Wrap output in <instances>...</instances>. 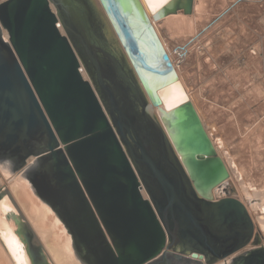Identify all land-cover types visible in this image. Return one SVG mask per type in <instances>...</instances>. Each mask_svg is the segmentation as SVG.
Listing matches in <instances>:
<instances>
[{"label":"water","instance_id":"95a60500","mask_svg":"<svg viewBox=\"0 0 264 264\" xmlns=\"http://www.w3.org/2000/svg\"><path fill=\"white\" fill-rule=\"evenodd\" d=\"M98 2L116 40L88 0H0V176H18L53 212L80 264H264L230 185L216 201L199 197L154 128L150 105L162 103L158 90L177 77L139 1ZM81 7L95 22L75 11ZM191 9L192 0H176L169 13ZM91 24L105 52L94 47ZM175 121L181 140L192 137L194 150L215 154L190 104ZM218 169L212 159L200 172L212 177ZM4 196L30 264H49L0 188Z\"/></svg>","mask_w":264,"mask_h":264},{"label":"rangeland","instance_id":"374dc122","mask_svg":"<svg viewBox=\"0 0 264 264\" xmlns=\"http://www.w3.org/2000/svg\"><path fill=\"white\" fill-rule=\"evenodd\" d=\"M199 1V6L192 7L189 15L177 10V15L172 20L157 22L159 35L166 46L168 45L167 48L181 43L208 22L227 2V0ZM194 3L196 5L197 0H194ZM253 10L252 7H244L219 25L209 36L211 59L198 60L195 56H191L179 71V75L192 96V103L205 127L207 126L206 129L215 146L219 147L220 144L219 148L223 154L227 152L229 156L233 155L231 160L236 163L239 170L243 169L240 172L245 183L260 193L257 197L261 200L259 204L262 205L264 204V83L258 80V76L264 68V28L249 31L248 28L257 27L253 19L246 21L248 23L245 24L240 22L242 16L245 14L247 16ZM252 50L256 51L257 57L250 54L249 51ZM236 174L238 175L235 171ZM235 181L234 178L233 182ZM235 185L237 187L238 183ZM236 198L247 205V200L241 193H237ZM257 211L260 210L257 209L255 212ZM253 216V219L259 221L262 217L260 214ZM256 230L264 241L263 232L259 228ZM3 252L0 249V264H11V258Z\"/></svg>","mask_w":264,"mask_h":264},{"label":"bare ground","instance_id":"6f19581e","mask_svg":"<svg viewBox=\"0 0 264 264\" xmlns=\"http://www.w3.org/2000/svg\"><path fill=\"white\" fill-rule=\"evenodd\" d=\"M59 1L61 2V0ZM78 1L85 2L86 0ZM88 1L93 6L97 19H99L100 17L101 20L106 23L107 31L116 40L115 35L113 34V31L106 20V17L99 5L98 0ZM138 1L141 5L142 10L144 11L146 18L150 22L162 49L168 54L177 77V80L175 82L158 90V95L162 101L160 105L152 106L149 104L151 111L154 115V119H156L154 128L158 130L160 137L162 135V131L163 135L167 138L170 146L172 147V150L174 151L177 159L182 165L184 171L186 172L191 185L193 186L196 194L199 197L212 201L221 199L224 197L222 196L224 194V191L221 187H224L227 184H229L230 187L233 189L235 193L234 197H237V193H241L242 196H245L247 200V205H245L241 200H238L245 206L247 213L253 222V225L255 223L256 226L254 225V233L260 239V245L264 247V241H262V238L258 236V233L256 232V229L259 228L264 234V204H259L261 200L259 199V197H257L260 195V193L256 192L255 189L251 188L250 185H247L245 183L246 181L244 180V177L241 173L243 169L239 170V168L236 167V163H234L232 161L233 159L231 158L233 155L229 156L227 152L226 154H223L219 148L220 144L219 147L215 146V143L213 142L212 138L210 137V134L206 129L207 126L205 127L199 112L192 103V96L188 93L187 88L182 83L181 76L179 75V69H177V66L173 61L171 51L169 50V48H167L168 45L166 46V43L159 35L157 29V22H167L169 20H172V18L177 15V12L169 13V9H171V6L176 0ZM199 2L200 1L197 0V4L195 5L194 0H192V7L197 8L199 6ZM50 8L52 12L57 15V8L55 7V5L50 3ZM77 10L75 9V11L78 14H81V16H83V13L85 14L86 11L87 16L89 14L88 18L90 19V21L95 22V16L90 12L88 8L84 7L82 9ZM62 25L63 23L60 24L59 30L61 34L65 36L66 33ZM90 29L92 36H95L92 40L95 44L94 47L100 49L102 52H105L106 45L103 42V34H101L97 27L93 24H91ZM104 32H106V30ZM107 35L108 34L105 33V37ZM5 38H7L6 35ZM98 56H101L99 52ZM81 66L83 78L85 80L90 81V77L85 66L83 64H81ZM187 104H190L195 114L197 115L203 129L205 130L208 139L211 143V146L215 151L214 155L208 152L194 150V147H196V145L194 144L195 142L191 144V142L193 141L192 137H189L185 140H181L182 130H180L178 124L175 121L176 113L180 107ZM159 126L161 128V131ZM183 133L187 134L185 130H183ZM212 159L217 162V164L220 166V169H218L212 177L202 175V172H200L201 166L205 162H207V160ZM32 160V158L28 159L27 163L29 164ZM235 171L238 173V175H235ZM232 178L233 180L235 178V183H238V188L236 187ZM0 188H6L12 198L15 200L19 209L21 210L28 223L38 236L40 242L42 243L45 252L49 258V264H80L75 260L73 256V252L71 250L68 238L67 236H65V231L62 224L57 220L53 212L45 204L41 203L37 198L32 195L28 186L22 180H20L18 176L10 177L7 174H1ZM253 191H255V193H253ZM142 194L144 198L147 197L144 191ZM257 209H259L260 211L255 212ZM252 213L255 215L258 214V216L260 214L262 217L258 218H260L261 220L259 221L258 219H253L254 216ZM7 214H12V216L16 218V211L14 207L12 206L9 198L7 196H4L3 199L0 201V249L4 251V254H7L11 258V264H30V260L26 254L24 244L20 237L16 234V225L13 222L12 218L7 219ZM251 247V245H248L246 248ZM216 264H222V261H219Z\"/></svg>","mask_w":264,"mask_h":264},{"label":"built area","instance_id":"2783aa9c","mask_svg":"<svg viewBox=\"0 0 264 264\" xmlns=\"http://www.w3.org/2000/svg\"><path fill=\"white\" fill-rule=\"evenodd\" d=\"M244 7L254 8L253 12L242 16L240 22L248 23L246 21L253 19L254 25L248 28L249 31L259 30L264 28V0H227L225 5L219 9L211 19L204 23L201 27L195 30L191 35L184 39L179 44L172 45L169 50L177 69L181 71L184 65L188 62L191 56H195L198 60L204 58L205 61H209V49H210V34L221 24H223L227 18H230L236 14L238 10ZM264 30V29H263ZM252 56H256V51H249ZM264 59V55H263ZM197 71L198 68H197ZM261 75L258 76V80H262L264 83V68H262ZM261 81V83H262ZM259 83V85H261ZM264 86V84H263Z\"/></svg>","mask_w":264,"mask_h":264}]
</instances>
